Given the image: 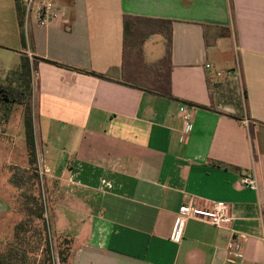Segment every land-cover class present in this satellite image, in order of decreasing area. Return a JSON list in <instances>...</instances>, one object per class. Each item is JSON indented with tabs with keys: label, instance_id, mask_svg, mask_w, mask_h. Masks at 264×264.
<instances>
[{
	"label": "crops",
	"instance_id": "1",
	"mask_svg": "<svg viewBox=\"0 0 264 264\" xmlns=\"http://www.w3.org/2000/svg\"><path fill=\"white\" fill-rule=\"evenodd\" d=\"M47 1L62 12L40 27L25 0H0V34L14 68L30 65L49 202L89 211L80 239L56 235L68 239L62 264H264V0ZM124 15L171 22L172 97L124 82ZM165 45L151 35L144 60ZM226 84L241 85L248 125L239 102L222 106ZM250 172L255 190L240 180ZM190 200L227 204L231 222L190 219L176 240Z\"/></svg>",
	"mask_w": 264,
	"mask_h": 264
},
{
	"label": "rangeland",
	"instance_id": "2",
	"mask_svg": "<svg viewBox=\"0 0 264 264\" xmlns=\"http://www.w3.org/2000/svg\"><path fill=\"white\" fill-rule=\"evenodd\" d=\"M0 19L3 22L6 21L9 25V20H6V17H1ZM2 26L8 28L5 24H2L0 30L3 28ZM2 36L3 34H0V43H2L0 44V82L8 84L13 88H21L23 87L24 77L21 75L19 68H14L19 59H16L14 54L16 50L13 47V40L3 39ZM230 65L234 66V61ZM236 81L240 84V81ZM241 89L240 85L237 94L234 91L235 89L231 88L230 84H226L219 90V99L222 106L239 102L242 106L243 116H245V101L242 98ZM33 99V92L31 90L29 104L31 106L32 116L34 113ZM1 115L0 113V252H5L11 244L15 245L16 242H13L15 241V234L18 231L17 225L27 220L26 211H23L21 206L24 201L23 193L39 195L45 207V234L49 241L51 261L53 264H62L68 251V239H62L56 235L64 232L69 234V237L73 238V240L76 237V239H80L85 231L86 225L84 223L87 221L86 213H89V211L87 209L77 210L67 208L58 202L52 204V201H56L53 197L51 198V202H49V194L47 191L49 182L46 177V168L38 157L39 149L36 151L37 165L35 173L38 176L37 180L33 182L25 178L20 188H16L11 183L13 176H20L28 168V154L23 128V107L16 103L12 104V109L6 121ZM34 136L35 140L40 143L41 135L37 119L34 124ZM62 147L60 148L61 150ZM65 149L73 153V150L69 146L65 147ZM61 155L63 160L64 155ZM31 172L33 174V171L27 170V174H31ZM49 186L52 185L49 184ZM53 217L55 219L54 224ZM31 220L32 222L27 227L28 231L24 235L29 241V245L25 248L27 250L25 255L28 258V264L30 262L32 263V261L35 262L34 264H40L46 257L45 251H42L45 244L41 247L38 246V240L35 236V231L38 227H36L35 220ZM75 222L77 223L75 224ZM33 231L34 233L32 235ZM21 234L23 233L20 232V236H22Z\"/></svg>",
	"mask_w": 264,
	"mask_h": 264
},
{
	"label": "trees",
	"instance_id": "3",
	"mask_svg": "<svg viewBox=\"0 0 264 264\" xmlns=\"http://www.w3.org/2000/svg\"><path fill=\"white\" fill-rule=\"evenodd\" d=\"M19 6V0H16ZM171 22L168 20L124 15L123 16V35H122V78L124 82L137 87L162 95L172 97L171 79H170V60L172 53ZM153 34H161L166 40V49L164 56L154 63H147L143 57V44ZM21 75L24 77L23 87L13 88L8 84L0 82V113L6 121L12 104L16 103L23 107V128L25 143L28 154V168L20 176H13L11 183L16 188L23 185V180L27 178L35 182L37 174L35 173L37 165L36 143L33 127V116L29 99L31 96V70L28 61L21 60ZM33 171V174H27V170ZM29 173V172H28ZM24 201L22 210L26 211V219L17 225L18 231L15 234V245H9L5 252H0V264H28L26 257L29 241L25 238L28 225L35 220V236L38 240V246H43L45 259L40 264H53L50 257V246L45 234V207L40 196L23 193ZM29 219V220H28ZM20 232L22 236H20ZM34 231L32 232L33 235ZM31 235V236H32ZM45 235V236H43ZM30 236V237H31ZM37 246V247H38ZM65 261V259L63 260ZM32 261L29 264H34Z\"/></svg>",
	"mask_w": 264,
	"mask_h": 264
},
{
	"label": "built area",
	"instance_id": "4",
	"mask_svg": "<svg viewBox=\"0 0 264 264\" xmlns=\"http://www.w3.org/2000/svg\"><path fill=\"white\" fill-rule=\"evenodd\" d=\"M62 9L51 1H42L39 3L34 0H25V20L31 15L37 26L44 27L52 24L60 17ZM28 59L31 61V55L28 54ZM209 68V65H206ZM242 123L248 125V119L243 116ZM182 120L188 123L190 114L183 113ZM190 129L188 125L187 130ZM241 182L248 188L257 189V183L253 172L247 173L241 177ZM179 228L177 231L176 240H179L183 231V226L187 220L195 219L206 222L215 227H221L224 224H229L232 220L228 206L225 203L215 202L210 207H201L196 205L193 201L183 203L178 209ZM264 242V238H263ZM240 243L231 238L225 244V251L228 255H235L240 250Z\"/></svg>",
	"mask_w": 264,
	"mask_h": 264
}]
</instances>
